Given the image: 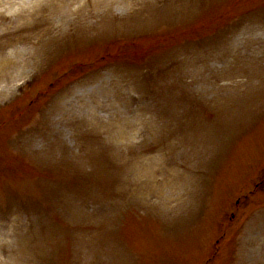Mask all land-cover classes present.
<instances>
[{"label": "rangeland", "instance_id": "1", "mask_svg": "<svg viewBox=\"0 0 264 264\" xmlns=\"http://www.w3.org/2000/svg\"><path fill=\"white\" fill-rule=\"evenodd\" d=\"M0 264H264V0H0Z\"/></svg>", "mask_w": 264, "mask_h": 264}]
</instances>
